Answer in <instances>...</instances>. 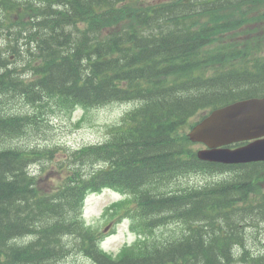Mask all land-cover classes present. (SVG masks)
Returning a JSON list of instances; mask_svg holds the SVG:
<instances>
[{"label": "trees", "instance_id": "16d2710c", "mask_svg": "<svg viewBox=\"0 0 264 264\" xmlns=\"http://www.w3.org/2000/svg\"><path fill=\"white\" fill-rule=\"evenodd\" d=\"M143 1L48 0L29 8L41 13L36 26L15 33L30 32L38 48L22 55L13 51L27 62L22 70L33 71L27 83L16 70L3 69L7 59L0 55V138L5 140L23 134L22 118L5 112L11 93L32 102L55 93L84 105L144 100L141 115L112 131L108 143L65 157L62 183L52 191L42 190L40 179L31 175L28 165L35 159L27 150L10 143L0 147V264L62 260L69 252L67 235L95 264H264V254L252 256L246 245L251 226L264 223V162L226 165L196 156L182 161L178 155L183 145L188 153L191 143L181 133L177 141L183 145L170 136L199 106L264 95V57L253 54L249 43L240 48L242 43L218 37L239 25L221 9L258 0H166L147 6ZM6 5L13 14L25 9L18 1ZM126 19L122 30L104 34ZM209 67L206 77L202 68ZM174 78L184 80L171 85ZM192 163L235 172L199 190H166L177 172L168 168ZM86 165L91 169L85 173L79 168ZM106 186L135 195L116 203L113 214L129 217L142 236L118 258L99 250V236L80 217L86 192ZM164 226H170L171 236L159 239L156 229ZM27 233L37 236L29 244L14 241Z\"/></svg>", "mask_w": 264, "mask_h": 264}, {"label": "rangeland", "instance_id": "374dc122", "mask_svg": "<svg viewBox=\"0 0 264 264\" xmlns=\"http://www.w3.org/2000/svg\"><path fill=\"white\" fill-rule=\"evenodd\" d=\"M30 1L40 2L43 0ZM258 4H262V1H258ZM122 24L123 21L116 26L106 28L104 32L110 33L112 30L121 27ZM254 28H258L261 34L264 32V23H256ZM19 63L20 59L18 61L5 62L3 69L14 68ZM15 99H18V102ZM135 105H137L135 102H113L88 109L79 106L74 110H70L63 108L56 98L45 100L42 104L29 103L21 97L14 98L7 106V109H15L21 113L36 115L38 120L34 124L29 125L22 136L10 142L0 138V147H8L7 144L10 143L13 146L27 149L47 148L52 150L54 153L52 158H39L32 163V168L43 181L45 189L54 190L62 182V176L65 171L61 170L60 163L64 161L65 157L71 155L74 149L83 145L105 141L108 137V128L118 124L126 111L134 108ZM79 169L86 172L89 166L86 165ZM193 174L197 176L188 180L189 185L184 188L185 191L196 186L207 175L205 172L176 175L171 179V188L181 189L180 182L182 179ZM126 198V195L110 189H104L101 192L91 194L87 198L83 214L85 221L89 225L104 234L103 249L115 257L119 255L124 246H135L141 242L140 235L132 229L129 220L112 215L111 208ZM109 225L110 228L106 231L105 229ZM156 233L159 239H166L171 236V228L170 226H164L156 229ZM246 245L250 255L258 257L264 254V223L251 226L249 233L247 232L246 235ZM46 264L95 263L83 252H72L62 260H50Z\"/></svg>", "mask_w": 264, "mask_h": 264}, {"label": "water", "instance_id": "95a60500", "mask_svg": "<svg viewBox=\"0 0 264 264\" xmlns=\"http://www.w3.org/2000/svg\"><path fill=\"white\" fill-rule=\"evenodd\" d=\"M208 123L209 126H197L192 139H207L209 130L218 139L226 138L228 142L264 136V97L242 99L218 109ZM213 154L228 162L264 160V138L236 150H215Z\"/></svg>", "mask_w": 264, "mask_h": 264}, {"label": "bare ground", "instance_id": "6f19581e", "mask_svg": "<svg viewBox=\"0 0 264 264\" xmlns=\"http://www.w3.org/2000/svg\"><path fill=\"white\" fill-rule=\"evenodd\" d=\"M36 51V50H35ZM27 62L26 61H24V62H20L16 67H14V68H10L11 70H16L15 72V74L17 75V76H19L21 79L22 78H26V80H25V82L27 83V82H29V80L34 76L33 75V71H32V73L29 71V70H26V69H24V70H22V68L25 66V64H26ZM27 66V65H26ZM26 68V67H25ZM27 93V92H26ZM28 94H30V97H32L33 96V94H31V93H28ZM19 97H21V98H25L24 96H22V95H20V96H18V98ZM17 102H18V99H15ZM20 136H22V134H20V135H18V136H16V137H13V138H8V140H9V142L10 141H12V140H14V139H16V138H18V137H20ZM13 146V145H12Z\"/></svg>", "mask_w": 264, "mask_h": 264}]
</instances>
